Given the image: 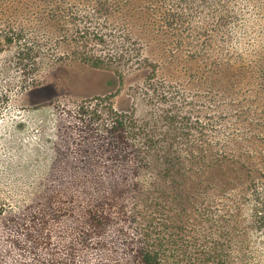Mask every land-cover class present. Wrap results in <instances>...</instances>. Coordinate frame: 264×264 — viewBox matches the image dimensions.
Masks as SVG:
<instances>
[{"label": "trees", "instance_id": "obj_1", "mask_svg": "<svg viewBox=\"0 0 264 264\" xmlns=\"http://www.w3.org/2000/svg\"><path fill=\"white\" fill-rule=\"evenodd\" d=\"M230 2L0 0L4 43L34 51L42 34L83 62L130 64L147 80L142 107L119 109L102 97L77 106L83 139L102 160L86 162L87 175L71 180L80 189L69 207L41 195L44 203L30 213L0 208L7 220L0 264H253L264 257V32L252 53L246 32L235 29L240 8ZM198 13L202 48L181 64L194 79L196 104L186 111L140 42L154 43L177 66L181 52L162 42L169 31L192 33L189 19ZM30 92L43 98L48 89Z\"/></svg>", "mask_w": 264, "mask_h": 264}, {"label": "rangeland", "instance_id": "obj_2", "mask_svg": "<svg viewBox=\"0 0 264 264\" xmlns=\"http://www.w3.org/2000/svg\"><path fill=\"white\" fill-rule=\"evenodd\" d=\"M230 1L233 5L236 2L235 8H240L242 18L237 21L239 28L235 29L246 32L245 46L253 53L257 35L264 32V16L255 24L258 15L264 14L261 5L264 0ZM200 17L198 13L189 19L192 33L184 28L178 33L169 31L162 42L164 49L181 52L182 59L177 66L158 54L161 50L154 43L140 42L144 55L159 66V78L165 77L177 87V104L186 111L192 110L187 107L188 103L196 104L194 79L192 70L184 72L181 64L202 48L203 37L199 38L197 33ZM207 18L204 19L206 26L211 23L210 16ZM7 20L0 13V30L7 29ZM230 29V25L226 26L225 35ZM39 40L41 47L22 52L19 46L6 44L0 37V208L6 211L38 210L45 199L38 198L41 195H51L55 204L69 207V195L74 189H80L71 180L87 175L86 162L102 160L97 155L98 149L93 153L83 139L84 126L76 114L77 106L83 101L102 97L119 109L129 108L134 101L143 104L140 89H144L147 80L132 65L118 67L106 61L96 67L77 59L63 45L43 42L45 35L39 34ZM227 46L225 42L224 48ZM92 47L98 53L107 51L102 45ZM36 87L47 88V94L43 98L32 94L30 91ZM39 98L43 100L36 102ZM261 104L264 107L262 99ZM6 221L0 217V227ZM253 264H264V257Z\"/></svg>", "mask_w": 264, "mask_h": 264}]
</instances>
